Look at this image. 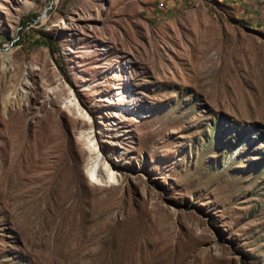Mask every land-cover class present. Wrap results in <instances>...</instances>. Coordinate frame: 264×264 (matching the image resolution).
Here are the masks:
<instances>
[{
    "label": "rangeland",
    "instance_id": "374dc122",
    "mask_svg": "<svg viewBox=\"0 0 264 264\" xmlns=\"http://www.w3.org/2000/svg\"><path fill=\"white\" fill-rule=\"evenodd\" d=\"M0 54V264H264V0H0Z\"/></svg>",
    "mask_w": 264,
    "mask_h": 264
},
{
    "label": "bare ground",
    "instance_id": "6f19581e",
    "mask_svg": "<svg viewBox=\"0 0 264 264\" xmlns=\"http://www.w3.org/2000/svg\"><path fill=\"white\" fill-rule=\"evenodd\" d=\"M1 58V65L4 64L5 59H3L2 54H0ZM9 60V59H8ZM19 95L15 93H9L6 96L5 100V108L7 109L11 108L12 106L18 104L19 102ZM70 102L66 105V110L68 112H73L75 110L74 114L80 123L79 131H80V139L83 141V143L86 145L88 154L90 155V158L88 159V174L90 178L93 179V181H97L102 184H110L114 183L115 181L119 180V176L117 175L116 169L112 168H105V165L101 162V158L99 155V152L97 150V145L95 143L94 138L92 137L91 133L88 131L87 123H86V114L81 110L79 103L77 102L76 98L70 97ZM19 105V104H18ZM4 106V105H3ZM90 130V129H89ZM111 167V166H110Z\"/></svg>",
    "mask_w": 264,
    "mask_h": 264
}]
</instances>
